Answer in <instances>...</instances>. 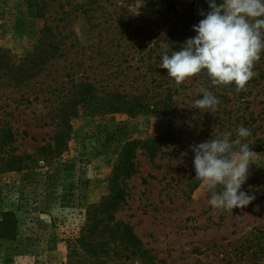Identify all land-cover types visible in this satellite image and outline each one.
Masks as SVG:
<instances>
[{
  "label": "rangeland",
  "instance_id": "374dc122",
  "mask_svg": "<svg viewBox=\"0 0 264 264\" xmlns=\"http://www.w3.org/2000/svg\"><path fill=\"white\" fill-rule=\"evenodd\" d=\"M45 1L48 10L40 18L29 0H0V47L9 57L31 48L45 23L65 40L63 56L37 82L15 86L0 72V126L11 125L15 133L12 143H0V213L13 210L18 220L16 236L0 238V264H69L68 241L86 222L87 207L109 194L123 146L163 128L153 105L136 116L81 112L61 151L40 153L41 146L55 145L52 119L71 73L102 85L122 82L126 91L132 86L143 96L152 94L153 102L173 95L174 138L155 157L137 148V170L116 214L133 226L158 264H264V52L241 91L211 85L206 73L177 84L158 67L171 50L166 30L174 20L162 12L187 5L194 26L204 18L201 11L210 10L208 0ZM173 9L169 15H176ZM155 10L159 15L151 16ZM200 88L218 97L216 111L196 109ZM241 125L251 130L246 142L254 152L242 190L256 198L233 212L215 210L196 179L190 146L229 133L235 139Z\"/></svg>",
  "mask_w": 264,
  "mask_h": 264
},
{
  "label": "trees",
  "instance_id": "16d2710c",
  "mask_svg": "<svg viewBox=\"0 0 264 264\" xmlns=\"http://www.w3.org/2000/svg\"><path fill=\"white\" fill-rule=\"evenodd\" d=\"M37 17L44 18L48 5L45 0H29ZM173 7L168 6L166 17H174L167 26V37L172 51H178L188 38L193 37L194 13L187 5H181L175 14L169 15ZM156 15L158 10L151 11ZM157 24L160 18H157ZM53 27L44 24L38 32L36 43L27 49L21 57H12L0 47V72L7 75L15 86L30 85L46 74L51 66L56 65L58 58L63 56L65 40L54 33ZM124 37H120L123 39ZM117 43V42H116ZM114 46V44H112ZM119 47V44H116ZM7 70V71H6ZM73 70V68L71 69ZM71 73L69 87L56 106L52 124H55L54 147L41 146L43 154L60 152V143H67L72 133V119L81 112L91 116L124 113L129 116L151 112V106L160 113L161 131L157 136L144 140H131L123 146L118 163L109 176L110 192L99 202L87 207L86 222L81 226L76 237L68 241L69 264H110L120 261H137L143 264H158L155 257L145 249L131 224L117 218L118 210L127 199V183L137 170V148H142L150 156H157L162 146L173 139L175 101L172 93H167L153 102L156 97L143 96L137 88H122L116 85H105L90 78H77ZM117 72L115 76H118ZM125 86V84H124ZM37 97V96H36ZM172 136V138H171ZM15 133L11 125L0 126V143H12ZM23 157H19V168H22ZM12 166V165H10ZM18 220L13 210L0 213V238H14L17 234Z\"/></svg>",
  "mask_w": 264,
  "mask_h": 264
},
{
  "label": "clouds",
  "instance_id": "9594fccd",
  "mask_svg": "<svg viewBox=\"0 0 264 264\" xmlns=\"http://www.w3.org/2000/svg\"><path fill=\"white\" fill-rule=\"evenodd\" d=\"M209 11L193 26L196 33L178 51L161 56L159 68L177 84L200 73H206L213 86L234 85L245 89L254 77L253 67L264 52V0H208ZM196 109L214 112L219 99L211 91L200 88ZM251 130L241 125L236 138L231 134L190 146L194 152L196 179L210 193L208 204L215 210L233 212L255 200L242 190L248 180L254 152L246 139Z\"/></svg>",
  "mask_w": 264,
  "mask_h": 264
}]
</instances>
